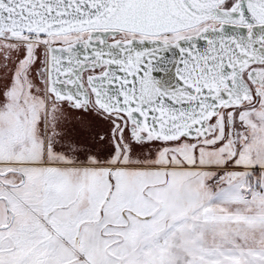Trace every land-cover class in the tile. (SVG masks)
I'll return each mask as SVG.
<instances>
[{
    "label": "snow or ice",
    "instance_id": "1",
    "mask_svg": "<svg viewBox=\"0 0 264 264\" xmlns=\"http://www.w3.org/2000/svg\"><path fill=\"white\" fill-rule=\"evenodd\" d=\"M0 264H264V0H0Z\"/></svg>",
    "mask_w": 264,
    "mask_h": 264
}]
</instances>
